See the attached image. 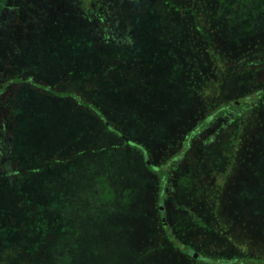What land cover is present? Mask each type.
Segmentation results:
<instances>
[{"label":"flooded vegetation","instance_id":"1","mask_svg":"<svg viewBox=\"0 0 264 264\" xmlns=\"http://www.w3.org/2000/svg\"><path fill=\"white\" fill-rule=\"evenodd\" d=\"M107 90L122 94V111L131 109V117L122 118V128L107 117L117 133L106 127L101 133L113 136L124 159L134 161L145 184L151 182L149 188L133 182L141 204L129 214L135 220H145L142 206H150L155 227L166 233L187 213L203 233L208 224L195 217L184 196H192L206 217L207 205L220 207L232 180L251 181L249 193L259 190L264 0H0V200L10 194L9 205L21 211L0 206V226L23 237L27 225L42 224L33 205L41 184L64 158L78 157L77 145L62 157L56 127L47 128L46 104L63 101L103 116L99 104ZM256 136L262 151L249 169ZM236 199L241 206L251 203L243 194ZM260 216L258 225L239 222L243 237L234 240L245 249L238 247L231 259H260L246 240L255 229L264 234ZM172 236L165 239L179 252L175 257L191 264L209 259ZM54 237L0 240V264H49L45 245Z\"/></svg>","mask_w":264,"mask_h":264},{"label":"rangeland","instance_id":"2","mask_svg":"<svg viewBox=\"0 0 264 264\" xmlns=\"http://www.w3.org/2000/svg\"><path fill=\"white\" fill-rule=\"evenodd\" d=\"M79 72L81 71H76L75 76ZM102 88L99 83L98 89ZM105 92L109 96L100 100L99 104L101 111L105 113L103 117L105 120L108 117L111 122L116 123L117 128H122V118L131 117V109L122 111V94L119 92ZM103 94L102 92L101 96ZM55 106L57 111H53ZM46 107L51 108L45 109L50 124L47 122V128L56 127V132L60 135L59 143L64 144L62 154L70 146L77 145L78 157L75 156L73 162L70 158H64L53 176H50L51 181L47 179L48 182L41 184V198H37L33 205L37 208V217L42 224L27 225L23 237L16 236L17 232L1 225L0 240L13 241L19 238L26 241L37 238L40 234L54 235V239L45 245L50 252L49 264H191L174 256L179 252L171 250L165 239L166 234H172L173 239L191 245L198 255L210 258L206 259L207 262L211 259L216 262L218 257L225 258L222 261L229 260L235 256L238 247L240 251L245 249L242 241L236 242L234 239L243 237L237 228L240 221L258 225L257 218L261 214L264 217V157L260 161L258 159L259 179L255 176L254 181L259 184L261 181L259 190L249 193L245 187L251 181L240 184L237 179L232 180L221 193L220 207L215 206L213 209L212 205H207L206 217L203 210L194 205L192 196H184L193 204L189 208L195 217H200L208 224L206 231L201 233L199 228L193 227L186 213L173 222L174 230L170 232L169 225V231L163 233L162 228L157 230L155 227L150 206H142L146 213L145 220L144 216L135 220L129 215L138 211V206H141L138 198H134L136 192L132 187L133 182L141 181L138 184L147 188L151 186V182H143L134 161L130 163L127 158L125 160L122 156L125 151L122 153V149L115 147L117 142L113 136L102 135L101 127L106 123H100V115L81 112L63 101L57 104L47 103ZM42 119L46 120L44 117ZM46 134L48 139V133ZM258 136L250 148L252 152L246 162L249 169L257 160L256 155L262 151L258 149ZM68 154L66 152L62 157ZM53 177L56 181L52 180ZM179 181L180 186H187L184 177ZM237 194H243L251 205L241 206L236 199ZM12 201L13 197L7 194L0 200V206L21 212L9 205ZM143 202L148 205L146 199ZM213 210L218 215L209 214ZM215 223L219 226H215ZM28 232L33 233V237ZM256 232L257 229L251 232V237L255 235L254 237L246 239L247 243H251L248 249L252 251L254 258H260L250 259L252 263H256V260L264 262L261 259L264 258V234L257 236ZM175 245L178 243L175 242Z\"/></svg>","mask_w":264,"mask_h":264},{"label":"trees","instance_id":"3","mask_svg":"<svg viewBox=\"0 0 264 264\" xmlns=\"http://www.w3.org/2000/svg\"><path fill=\"white\" fill-rule=\"evenodd\" d=\"M96 109H97V108H96ZM96 113H97L98 115H100L101 118H103L102 114H100L97 110H96ZM100 120H101V119H100ZM103 120H104L103 124L106 123V124H104V127L109 128L113 133H117V131L111 129L112 127H111V125H109V123H108L107 120L102 119V121H103ZM121 144H122V142H121ZM164 187H165V184L162 183V180H161V183H160V185H159V191H158V194H159L160 196H161V194H163ZM206 259H207V258H206ZM206 259H202V260H201V259H195V260H197V261L200 260V261H201L200 263H197V264H242V263H240V262H242L241 259H229V260H223V261H222V259H219V260H217L216 262L212 261V259H211L210 262H207ZM209 259H210V258H209ZM249 260H250V259H249ZM250 261H251V260H250ZM245 262H248V260L246 259ZM244 264H246V263H244ZM253 264H264V262H262V261H257V260H256V263H253Z\"/></svg>","mask_w":264,"mask_h":264}]
</instances>
